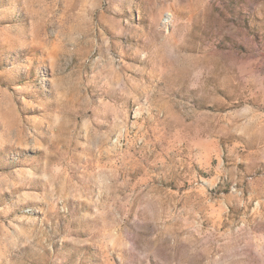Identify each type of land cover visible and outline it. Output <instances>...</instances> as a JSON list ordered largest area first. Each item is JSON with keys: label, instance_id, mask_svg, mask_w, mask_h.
Wrapping results in <instances>:
<instances>
[{"label": "rangeland", "instance_id": "rangeland-1", "mask_svg": "<svg viewBox=\"0 0 264 264\" xmlns=\"http://www.w3.org/2000/svg\"><path fill=\"white\" fill-rule=\"evenodd\" d=\"M0 264H264V0H0Z\"/></svg>", "mask_w": 264, "mask_h": 264}, {"label": "built area", "instance_id": "built-area-1", "mask_svg": "<svg viewBox=\"0 0 264 264\" xmlns=\"http://www.w3.org/2000/svg\"><path fill=\"white\" fill-rule=\"evenodd\" d=\"M171 23H172V17H171V15H170V14H166V15L164 16V18H163V25H164L165 27H168V26L171 25Z\"/></svg>", "mask_w": 264, "mask_h": 264}]
</instances>
